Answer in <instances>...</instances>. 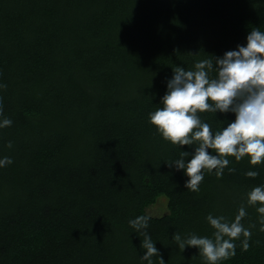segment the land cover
I'll return each instance as SVG.
<instances>
[{
	"label": "trees",
	"instance_id": "16d2710c",
	"mask_svg": "<svg viewBox=\"0 0 264 264\" xmlns=\"http://www.w3.org/2000/svg\"><path fill=\"white\" fill-rule=\"evenodd\" d=\"M254 27L264 31V0H0V121L12 120L0 159L13 161L0 167V264H147L142 231L165 264H206L172 234L212 237L206 217L231 221L241 205L244 226L255 225L250 247L236 240L219 264H264L260 215L246 201L264 164L230 157L190 191L168 163L194 146L171 144L149 121L175 67L245 46ZM199 115L213 132L235 119ZM161 198L165 212L148 213ZM138 216L150 218L146 230L130 226Z\"/></svg>",
	"mask_w": 264,
	"mask_h": 264
},
{
	"label": "clouds",
	"instance_id": "9594fccd",
	"mask_svg": "<svg viewBox=\"0 0 264 264\" xmlns=\"http://www.w3.org/2000/svg\"><path fill=\"white\" fill-rule=\"evenodd\" d=\"M210 57L195 63L192 70L175 67L160 101L162 107L149 114L150 123L164 140L177 146H194L192 153L181 151L179 159L168 163L184 171L188 177L185 187L193 192L199 191L205 171L215 170L216 176L221 177L230 164V157L237 162L247 157L252 166L264 164V31L254 27L246 37L245 46L238 45L223 57ZM204 112H230L235 119L222 130L213 132L210 124L200 118L199 114ZM11 125L9 118L0 121V128ZM7 147H12L11 141ZM12 163L10 157L0 159V167ZM234 171L229 168V172ZM245 175L255 178L259 173L248 171ZM246 201L247 206L256 208L264 231V185L252 188ZM246 216L245 205L239 207L231 221L225 216L209 214L206 220L214 230L212 237L189 234L183 238L173 233L172 241L180 251L186 246L198 248L206 264H219L235 256L236 240L241 241L242 251H248L251 228L255 225L246 228L242 223ZM149 219L138 216L129 224L136 231L146 230ZM142 235L141 248L145 251L140 258L153 264L152 257H158L159 264H165L151 236L146 231Z\"/></svg>",
	"mask_w": 264,
	"mask_h": 264
},
{
	"label": "rangeland",
	"instance_id": "374dc122",
	"mask_svg": "<svg viewBox=\"0 0 264 264\" xmlns=\"http://www.w3.org/2000/svg\"><path fill=\"white\" fill-rule=\"evenodd\" d=\"M166 199L161 198L155 204L149 206L146 210L152 215H159L166 210Z\"/></svg>",
	"mask_w": 264,
	"mask_h": 264
}]
</instances>
